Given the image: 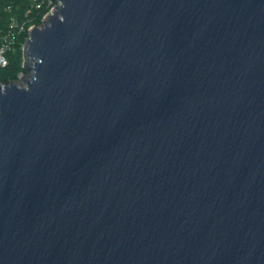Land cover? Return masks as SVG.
Wrapping results in <instances>:
<instances>
[{"label":"water","instance_id":"1","mask_svg":"<svg viewBox=\"0 0 264 264\" xmlns=\"http://www.w3.org/2000/svg\"><path fill=\"white\" fill-rule=\"evenodd\" d=\"M55 2L0 83V264H264V0Z\"/></svg>","mask_w":264,"mask_h":264},{"label":"trees","instance_id":"2","mask_svg":"<svg viewBox=\"0 0 264 264\" xmlns=\"http://www.w3.org/2000/svg\"><path fill=\"white\" fill-rule=\"evenodd\" d=\"M41 0H0V47L5 41L10 42L6 52L7 65L0 66V83L8 85L19 79L21 74H27L24 69L23 49L28 38L29 29L41 26L44 17L51 7L47 3L40 8ZM17 24L15 27L12 23Z\"/></svg>","mask_w":264,"mask_h":264},{"label":"built area","instance_id":"3","mask_svg":"<svg viewBox=\"0 0 264 264\" xmlns=\"http://www.w3.org/2000/svg\"><path fill=\"white\" fill-rule=\"evenodd\" d=\"M45 3H47L48 6L51 7V9H50V11H49L48 14H50L55 9V6L57 5L56 2H55V0H41L40 4L37 5V8H40ZM46 16L44 17V19L46 18ZM16 25L17 24H15L14 22L12 23V26L13 27H15ZM10 46H11V43L5 41V43L0 47V66H3L4 67V66L7 65L8 62H7V58H6V52L10 49Z\"/></svg>","mask_w":264,"mask_h":264},{"label":"rangeland","instance_id":"4","mask_svg":"<svg viewBox=\"0 0 264 264\" xmlns=\"http://www.w3.org/2000/svg\"><path fill=\"white\" fill-rule=\"evenodd\" d=\"M22 82V80H20Z\"/></svg>","mask_w":264,"mask_h":264}]
</instances>
